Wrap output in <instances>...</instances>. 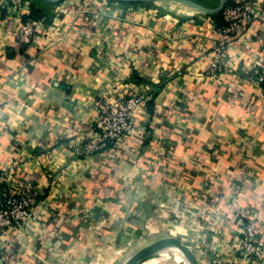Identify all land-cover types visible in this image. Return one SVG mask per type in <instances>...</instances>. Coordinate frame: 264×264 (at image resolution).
I'll list each match as a JSON object with an SVG mask.
<instances>
[{"label": "crops", "instance_id": "1", "mask_svg": "<svg viewBox=\"0 0 264 264\" xmlns=\"http://www.w3.org/2000/svg\"><path fill=\"white\" fill-rule=\"evenodd\" d=\"M250 1L227 71L211 73L220 13L170 0H0V168L36 186L30 225L0 234V264H123L168 236L199 264H264V0ZM32 4L45 20L24 46L16 28ZM118 93L144 95L139 134L115 154L82 155ZM250 219L263 249L245 260ZM140 264L188 262L170 247Z\"/></svg>", "mask_w": 264, "mask_h": 264}, {"label": "built area", "instance_id": "2", "mask_svg": "<svg viewBox=\"0 0 264 264\" xmlns=\"http://www.w3.org/2000/svg\"><path fill=\"white\" fill-rule=\"evenodd\" d=\"M251 7L250 0L225 1L221 10L223 24L217 29L220 38L211 50L209 72L227 71L229 48L241 37L243 24L249 21ZM43 22L31 17L20 21L16 28L17 41L24 46L32 44ZM256 80L264 89V74L258 75ZM143 100V94L112 95L89 124L81 154L88 156L104 151L115 154L131 135L139 134L133 124V115ZM15 170L12 164L0 168V234L4 236H11L30 225L35 204L36 186L29 179L17 178ZM259 225L257 219H250L241 225L240 253L245 260L261 256L263 243L256 240Z\"/></svg>", "mask_w": 264, "mask_h": 264}, {"label": "water", "instance_id": "3", "mask_svg": "<svg viewBox=\"0 0 264 264\" xmlns=\"http://www.w3.org/2000/svg\"><path fill=\"white\" fill-rule=\"evenodd\" d=\"M45 1L56 3L60 0H45ZM114 1L149 2V1H159V0H114ZM170 1H174V2H178L181 4L191 6L206 14L220 13L225 5V0H218V5L214 8H207L194 0H170ZM170 247H174L178 249L183 254L188 264H199L193 252L184 243H182L178 238L171 237V236L160 238L140 248L132 256H130L123 264H140L146 259H148L149 257L160 252L161 250H164Z\"/></svg>", "mask_w": 264, "mask_h": 264}, {"label": "trees", "instance_id": "4", "mask_svg": "<svg viewBox=\"0 0 264 264\" xmlns=\"http://www.w3.org/2000/svg\"><path fill=\"white\" fill-rule=\"evenodd\" d=\"M227 3L231 2V0H225ZM30 17L38 20H45V14L43 13L42 9L38 8L35 4L31 5V10H30ZM217 17H220V26L223 24L222 20V15L221 12L220 14H217ZM21 21H24L22 19Z\"/></svg>", "mask_w": 264, "mask_h": 264}, {"label": "rangeland", "instance_id": "5", "mask_svg": "<svg viewBox=\"0 0 264 264\" xmlns=\"http://www.w3.org/2000/svg\"><path fill=\"white\" fill-rule=\"evenodd\" d=\"M194 1H197V2H203V4H205L207 2V0H194ZM164 3H170V2H149L148 5H157V6H165V9H168V8H172L171 6H167L166 4ZM172 3V2H171ZM213 6H217L218 4V0H215ZM170 5H178V4H170ZM159 6V7H160ZM179 7V6H178ZM175 10V8H173Z\"/></svg>", "mask_w": 264, "mask_h": 264}]
</instances>
